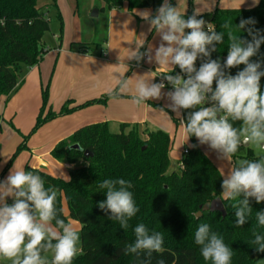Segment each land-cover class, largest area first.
Masks as SVG:
<instances>
[{"label":"clouds","instance_id":"1","mask_svg":"<svg viewBox=\"0 0 264 264\" xmlns=\"http://www.w3.org/2000/svg\"><path fill=\"white\" fill-rule=\"evenodd\" d=\"M244 2L239 0V8ZM258 4L259 0H252V7ZM184 14L185 11L174 7L169 0H163L154 15L150 9L137 11L136 15L150 26L149 31H154L160 41L158 46L148 45L142 52L146 38L141 34L135 40V49H129L126 56L137 64L145 57L148 63L154 61L158 65L156 71L162 70L161 74L174 90L163 93L165 83L152 82L155 76L149 74L134 75L137 78L133 82L125 75L126 71L118 74L109 95L115 98L134 89L132 103L137 106L166 96L170 101L168 107L177 114L181 109L198 108L188 113L186 122L181 119L182 143L177 149L195 136L198 145L190 147L208 145L218 160L231 164L227 174L223 168L219 169L224 178L217 201L232 202L235 227L239 228L252 216L250 199L264 202V156L256 160H234L241 146L255 145L264 150V91L260 83L264 77V70H261L264 60L251 59L264 44V34L255 28L256 21L251 17L241 19L238 25H233L231 20L225 21L221 24L224 31L217 33L213 24L197 18L199 9L187 19ZM241 30L246 31L251 40L242 38ZM225 34L228 53L222 64L219 59H212L211 54L216 51L217 44L224 43ZM198 58H207L199 69L195 66ZM239 65L245 67L235 75L226 71ZM174 66H179L187 78L170 74ZM98 187L106 195V200L98 203L99 209L110 213L109 219L117 221L120 228L127 229L129 221L139 211L129 191L131 182L123 178L104 179ZM58 192L55 187L46 188L39 174L15 165L6 179L0 181V261L73 264L80 251L79 230L75 220L66 222L60 218L56 207ZM8 198H12L13 203L9 204ZM255 220L257 226L264 229V211H257ZM134 234L135 241L125 247L126 255L146 253L151 257L153 253H163L165 238L162 232L153 230L150 233L145 224L139 223ZM194 237L205 261L231 264V248L208 223L200 224ZM253 237L251 243L255 251L264 253V233L254 230ZM159 264L164 261L160 260Z\"/></svg>","mask_w":264,"mask_h":264},{"label":"trees","instance_id":"2","mask_svg":"<svg viewBox=\"0 0 264 264\" xmlns=\"http://www.w3.org/2000/svg\"><path fill=\"white\" fill-rule=\"evenodd\" d=\"M102 1L108 9L126 5L131 13L137 9L151 8L153 15L163 3V0ZM169 2L176 7L175 0ZM190 6L184 14L185 19L194 13L192 0ZM207 16L208 23L214 25L217 33L224 31L221 24L225 21L231 20L233 25H238L241 19L251 17L256 21L255 28L264 34V0H259L257 6L250 8H223L217 5ZM50 29V18L41 11L37 0H0V96L15 91L24 68L41 61L49 49L44 37ZM241 36L251 40L244 30H241ZM227 44L225 34L224 43L216 45L211 58L219 59L223 64L228 53ZM82 48L85 49V46ZM144 50L145 47L141 49L142 52ZM206 59H201V63ZM251 59L264 60V44ZM244 67L239 65L226 71L235 75ZM261 70H264V66ZM260 83L264 91V77ZM111 97L106 94L74 107L70 106L72 100H68L59 112H54L49 106V89L46 86L42 90L36 128L89 105L106 104ZM189 112V109H183L185 122ZM1 120L0 115V126ZM171 141L169 133L148 129L143 132L139 124L122 123L118 133L110 130L108 122L87 124L76 129L51 151L55 159L76 165L70 170L68 180L44 169L26 167V171H34L41 176L46 188L51 186L59 190L56 207L60 218L66 222L70 218L81 224V250L73 264H159L160 260L164 264H211V261L203 259L201 246L195 243V231L202 223H208L210 229L222 236L225 244L231 248V264H255L264 256V253L255 251L251 243L254 230L264 233L255 220L256 212L264 211V202L256 203L250 199L252 216L239 228L235 227V209L231 207V201H222L225 216L219 211L209 210L197 218L196 214L204 204L220 198L223 177L198 146L186 148L188 153H183L180 170H172L169 156ZM75 144L80 146L79 150L72 148ZM243 147L239 148L234 160ZM86 151L93 156L86 158ZM248 156L254 157L253 152L249 151ZM81 161L84 163L79 164ZM114 178L131 182L129 191L133 193L139 208L127 229L120 228L117 221L109 219L110 213L106 214L98 207L99 202L106 200L104 190L98 185L104 179ZM63 200L67 204L69 218L63 211ZM139 223L145 224L150 233L155 230L164 234L163 253H153L151 257L146 253L139 256L125 254V247L135 241L134 228Z\"/></svg>","mask_w":264,"mask_h":264},{"label":"crops","instance_id":"3","mask_svg":"<svg viewBox=\"0 0 264 264\" xmlns=\"http://www.w3.org/2000/svg\"><path fill=\"white\" fill-rule=\"evenodd\" d=\"M175 2L176 7H178V0ZM205 2L204 0H192L193 12L199 9L200 15H202L211 10L210 7H204L207 5ZM180 4L182 12H187L191 7L190 0H182ZM217 5H221L223 8H239V0H217L215 7ZM250 7H252V0H245L240 6V8ZM104 9H107L108 24L105 50L96 51L89 45L76 44L78 41H74L73 38L65 40L64 37H60L62 41L55 43L53 47H48V51L38 64L25 68L26 72L20 85L22 87H17L15 91L6 96L9 97L17 91V93L27 91L31 85L37 102L35 111L39 112L42 103V90L48 86L49 106L52 111L59 112L68 100H72L70 106L74 107L109 94L110 89L115 87L118 74H123L126 71L125 75L131 77L133 82L137 78L134 75L149 74L155 76L152 82L157 83L158 75L161 74L162 70L156 71L158 65L154 61L148 63L145 57L137 64L134 60H128L126 56L129 49H135V40L139 39L141 34H144L146 38L145 49L148 47L146 45L150 38L151 41L148 45L158 46L160 37L155 44L152 39L157 34L154 31L150 32V26L140 16L136 15L138 9L135 10V13L129 12L126 5L113 9H108L105 6ZM100 12L99 9L98 14ZM83 46L85 49L82 48ZM162 92L167 93L168 91L162 89ZM133 95L134 89L127 94L115 98L111 97L106 104H92L49 121L51 129H55L57 132L54 144L56 145L57 142L68 138L83 125L99 122H108L111 131L112 125L120 130L122 123H131L139 124L141 128L145 127L151 131L166 130L165 132L168 133L171 130L173 117L170 119L169 115L164 113V111L170 110L168 107L170 101L167 97L159 100L150 99L147 103L137 106L132 103ZM19 109L22 110L23 107H19ZM170 113L176 118L175 123L179 124L180 114L171 111ZM49 154L48 151L38 156L39 159L35 168L49 172V167L53 161ZM62 165L70 169L76 167V165L67 162ZM8 203H13L11 198H8Z\"/></svg>","mask_w":264,"mask_h":264},{"label":"rangeland","instance_id":"4","mask_svg":"<svg viewBox=\"0 0 264 264\" xmlns=\"http://www.w3.org/2000/svg\"><path fill=\"white\" fill-rule=\"evenodd\" d=\"M204 1L207 2V5L204 7H210L211 10L215 8L217 0ZM37 2L41 11L50 18L51 29L44 37V42L47 47H53L55 43L62 41L60 37H64L65 40L73 38L74 41H78L76 44L89 45L96 51L106 49V40L108 37L107 9L103 10L105 4L102 0H37ZM180 3H182V0H178L179 7L181 6ZM219 7L222 6L219 5ZM99 9L101 11L100 14L92 16V13L95 10L99 11ZM144 9H150L153 13V9L151 8H142L138 9V11ZM211 10L202 14L203 16L201 18H203L206 23H208L207 14L210 13ZM152 40L157 44L159 36L157 35ZM150 41L151 38L148 43H150ZM25 72L26 69L24 68L19 77L18 87H22L20 85ZM159 80L158 77L157 83H159ZM163 90L169 92L174 89L164 88ZM17 92H14L9 97L6 95L0 96V115L2 118L0 126V177L2 181L6 179L14 165L16 167H24L25 170L27 166L35 168V164L39 159L38 156L48 151L53 161L49 170H47L57 177L69 178L71 169L62 165L65 161L55 159L51 154L52 149L55 147L54 142L56 141L57 132H55V129H51L50 122L36 128L41 107L39 112L35 111L37 102L33 88L29 85L27 91ZM19 107H23V109L18 110ZM189 110L193 111L194 109ZM170 111L171 110L164 111L167 116L169 115L168 117L170 119L173 117L171 130L168 131L172 140L169 156L171 169L179 171L182 165L184 149L190 147V145H198V141L195 136L193 138L191 137L185 144L177 149L178 144L182 143V133L179 126L180 123H175L176 118H174V115H172ZM182 118H184L183 109H181L180 112L179 122ZM145 129V127L141 128L143 132ZM112 131L118 133L119 129L115 125H112ZM143 136L146 138V135ZM59 142H57V144ZM198 147L213 161L218 169L223 168L225 174H227L231 164L227 161L218 160L215 151L211 150L208 145H199ZM249 151L253 152L254 157L248 156ZM260 156H264V150L257 148L255 145H249L244 146L240 150L235 160H256ZM83 163L84 162L81 161L79 164ZM63 211L68 216V207L65 200H63ZM68 221H72V219L69 218ZM77 227L80 235L79 248L81 250V224L79 222H77ZM48 255L49 259H51V253ZM0 264H10V262L0 261ZM255 264H264V256L259 258Z\"/></svg>","mask_w":264,"mask_h":264},{"label":"water","instance_id":"5","mask_svg":"<svg viewBox=\"0 0 264 264\" xmlns=\"http://www.w3.org/2000/svg\"><path fill=\"white\" fill-rule=\"evenodd\" d=\"M97 15H98V10H95L92 13V16H97ZM72 148L79 150L80 146L78 144H75V145L72 146ZM90 156H93V154L91 152L86 151L85 152V157L88 158ZM217 200H219V198L213 200L212 202H208V203L204 204L201 207V210L197 213V216L200 217L203 212L209 211V210L219 211V212H221L223 214V216H225L226 215V209L224 207V204H223L222 201H217ZM214 201H217V202H214Z\"/></svg>","mask_w":264,"mask_h":264},{"label":"built area","instance_id":"6","mask_svg":"<svg viewBox=\"0 0 264 264\" xmlns=\"http://www.w3.org/2000/svg\"><path fill=\"white\" fill-rule=\"evenodd\" d=\"M205 30H207V27L205 26ZM201 58H198L197 61H196V68L199 69L200 65H201ZM172 75H176V74H180L181 76H183L184 78H187L186 74H184L183 72H181V70L179 69V66H175L174 67V71L172 73H170ZM159 77V82H163L165 83V88H173L165 79H164V76L163 74L161 75H158ZM213 88H215V85L213 84ZM208 106H210V104H206ZM183 119V118H182ZM181 122V121H180ZM184 154H187L188 153V149H184Z\"/></svg>","mask_w":264,"mask_h":264}]
</instances>
